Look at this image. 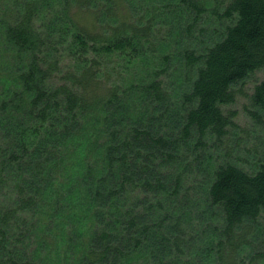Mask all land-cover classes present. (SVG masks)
Segmentation results:
<instances>
[{"label": "trees", "instance_id": "trees-1", "mask_svg": "<svg viewBox=\"0 0 264 264\" xmlns=\"http://www.w3.org/2000/svg\"><path fill=\"white\" fill-rule=\"evenodd\" d=\"M247 236L264 0H0V264H264Z\"/></svg>", "mask_w": 264, "mask_h": 264}, {"label": "rangeland", "instance_id": "rangeland-1", "mask_svg": "<svg viewBox=\"0 0 264 264\" xmlns=\"http://www.w3.org/2000/svg\"><path fill=\"white\" fill-rule=\"evenodd\" d=\"M261 78H262V73L257 71L253 76L244 80L241 84H239L235 88V94H236L235 102L223 107V109L226 112H228L229 110H233L236 112V121L241 127L250 129V118L245 108L248 107V111H249V108L251 107L250 104L252 105L250 99V93L253 92V86L255 82L260 80ZM241 136H243V134H241ZM236 152H239V150H236ZM242 229L243 227H239L237 230L238 232H240ZM251 237L252 236H247V239H251L252 242L255 241L257 243L258 248H261L260 250L264 249V240L258 241L259 239H256L255 237L252 238Z\"/></svg>", "mask_w": 264, "mask_h": 264}, {"label": "bare ground", "instance_id": "bare-ground-1", "mask_svg": "<svg viewBox=\"0 0 264 264\" xmlns=\"http://www.w3.org/2000/svg\"><path fill=\"white\" fill-rule=\"evenodd\" d=\"M50 40V39H49Z\"/></svg>", "mask_w": 264, "mask_h": 264}]
</instances>
